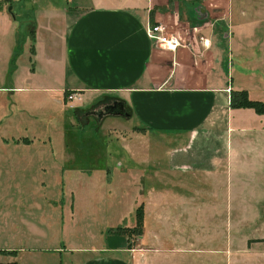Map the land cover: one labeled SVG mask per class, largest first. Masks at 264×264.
Returning a JSON list of instances; mask_svg holds the SVG:
<instances>
[{
	"label": "rangeland",
	"instance_id": "rangeland-1",
	"mask_svg": "<svg viewBox=\"0 0 264 264\" xmlns=\"http://www.w3.org/2000/svg\"><path fill=\"white\" fill-rule=\"evenodd\" d=\"M255 2L261 5L235 8L234 17L261 20L255 33L264 39V0ZM67 6V0H0V264H84L122 248L137 256L134 264H264V162L256 159L207 180L208 194L201 192L207 196L206 231L194 224L183 232L164 227L158 234L164 244L153 243L148 191L157 185L147 184L139 170L142 160L154 157L153 147L127 140L123 129L133 122L125 118L107 121L122 128H100L99 114L119 111L114 97L82 107L66 97L61 113L62 94L49 99L40 90L46 81L59 85L51 62L60 47L54 51L58 42L51 35ZM229 62L235 69L264 66V47L250 45ZM158 151L151 161L165 163L166 149ZM193 180L192 192L177 184L171 190L192 193L195 215L201 201L193 190L205 185ZM145 203L150 218L143 236L118 232L136 226Z\"/></svg>",
	"mask_w": 264,
	"mask_h": 264
},
{
	"label": "crops",
	"instance_id": "crops-1",
	"mask_svg": "<svg viewBox=\"0 0 264 264\" xmlns=\"http://www.w3.org/2000/svg\"><path fill=\"white\" fill-rule=\"evenodd\" d=\"M255 1L67 0L68 6L52 26V42H58L53 49L58 46L60 51L50 62L60 72L59 85L46 81L40 90L49 99L62 94L60 112L66 108V92L75 95L72 103L77 107L112 96L119 111L99 114L100 128H122L107 123L122 117L133 122L132 127L123 126L129 131L127 140L136 137L151 151L152 146L156 160L157 149H166L165 163L151 158L139 164L144 181L157 185L148 191L153 237L157 236L152 241L157 246L164 244L158 235L164 227L183 232L194 224L200 231L202 226L207 230V196L201 192L208 194L209 178L244 169L256 160L264 162V115L230 105L233 90H246L252 100L264 102V66L235 69L229 62L250 45L264 47V39L255 33L262 21L234 17L235 8L244 9L253 2L261 5ZM158 25L177 37L181 47L173 52L156 47L148 31ZM31 33L38 41L37 29ZM237 175L241 176L239 171ZM193 179L205 185L193 190L201 201L195 215L192 193L171 190V184H177L181 191L192 192ZM145 205L146 228L150 215ZM107 252L84 264H134L137 258L123 248Z\"/></svg>",
	"mask_w": 264,
	"mask_h": 264
},
{
	"label": "trees",
	"instance_id": "trees-1",
	"mask_svg": "<svg viewBox=\"0 0 264 264\" xmlns=\"http://www.w3.org/2000/svg\"><path fill=\"white\" fill-rule=\"evenodd\" d=\"M71 92H66L65 96L68 98ZM230 105L233 109H252L258 115H264V102L252 100L246 90H233L231 92ZM118 232L132 237L129 233H134L136 237L143 236L144 233V209L140 207L136 213V226L134 228L121 227Z\"/></svg>",
	"mask_w": 264,
	"mask_h": 264
},
{
	"label": "built area",
	"instance_id": "built-area-1",
	"mask_svg": "<svg viewBox=\"0 0 264 264\" xmlns=\"http://www.w3.org/2000/svg\"><path fill=\"white\" fill-rule=\"evenodd\" d=\"M149 36L156 47H161L170 51H175L181 47V43L177 37L168 33L167 28L163 25H158L149 28ZM69 101L75 100L73 93L68 96Z\"/></svg>",
	"mask_w": 264,
	"mask_h": 264
}]
</instances>
